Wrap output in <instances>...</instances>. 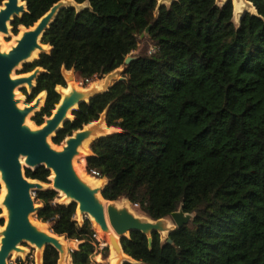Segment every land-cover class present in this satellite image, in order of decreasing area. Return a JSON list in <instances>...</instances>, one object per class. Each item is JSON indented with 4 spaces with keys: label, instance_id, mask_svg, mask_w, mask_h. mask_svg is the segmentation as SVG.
I'll list each match as a JSON object with an SVG mask.
<instances>
[{
    "label": "trees",
    "instance_id": "trees-1",
    "mask_svg": "<svg viewBox=\"0 0 264 264\" xmlns=\"http://www.w3.org/2000/svg\"><path fill=\"white\" fill-rule=\"evenodd\" d=\"M22 1L27 12L12 21L14 33L61 0ZM70 1L88 7L61 8L41 38L50 53L24 64L23 73L43 69L30 93L22 89L26 102L46 93L31 122L51 116L56 87L66 86L63 70L91 81L124 66L125 79L81 102L52 142L107 111V127L120 131L93 140L86 158V169L107 180L102 198L125 199L152 221L180 208L193 216L163 242L157 232L151 244L131 232L121 238L123 253L139 264H264V0H248L256 13L245 12L238 24L231 0ZM142 34L155 54L125 65ZM24 175L48 183L50 171L26 168ZM55 198L52 189L35 192L37 220L79 242L71 264H92L98 243L89 220L79 226L76 204ZM100 251L107 257L108 247ZM58 260L47 246L42 264Z\"/></svg>",
    "mask_w": 264,
    "mask_h": 264
},
{
    "label": "water",
    "instance_id": "water-1",
    "mask_svg": "<svg viewBox=\"0 0 264 264\" xmlns=\"http://www.w3.org/2000/svg\"><path fill=\"white\" fill-rule=\"evenodd\" d=\"M21 10L22 8L17 5V0H8L5 9L0 12V30H6L5 23L12 12ZM21 16H14L13 18H20ZM52 21L47 26L42 25L41 28L27 33L17 47L8 55H0V168L4 172L5 183L10 189L7 204L12 211L9 229L13 230L12 237L3 249L1 259L4 258L15 243L21 242L24 239L39 240L37 237L32 234L29 235L26 232L29 231L26 220L27 215L32 212L35 199L30 192L29 179L22 173L19 163V157L21 155L27 156V163L34 166V168L27 169H36L43 166L49 171L53 170L56 175L54 186L59 189L71 190L75 196L82 200L83 208L86 211H93L95 205L91 192L86 190L70 171V157L73 155L75 143L70 141L60 152H56L46 144V139L55 136L63 127L64 123L68 121L64 120L60 123L62 112L48 120L46 126L40 130L28 132L22 128V119L30 109L28 108L24 111L17 110L11 96V91L16 85L27 82L28 80H11L9 77L10 71L18 62L27 56L28 52L34 46L35 38L38 34L41 35V42L43 33ZM147 33L148 28L145 31V34ZM132 60L133 58L127 57L124 64L128 65ZM81 102L78 103L77 108ZM107 217L109 226L112 229L109 242L116 252H121L122 254L124 253L121 246V238H128L133 231H139L146 236L148 233L152 234L153 232H157L158 228H162V220H164L152 221L154 223L143 222L138 220L127 209L117 210L109 206H107ZM170 217L175 224V229L182 228L193 219L192 215L184 213L181 208L171 213ZM148 242L151 244V237H148ZM47 246L52 245L47 244L45 248ZM102 247H107V245H102Z\"/></svg>",
    "mask_w": 264,
    "mask_h": 264
},
{
    "label": "bare ground",
    "instance_id": "bare-ground-1",
    "mask_svg": "<svg viewBox=\"0 0 264 264\" xmlns=\"http://www.w3.org/2000/svg\"><path fill=\"white\" fill-rule=\"evenodd\" d=\"M70 1V0H69ZM8 3V0H4L0 6V12L5 9L6 4ZM62 1L58 2L55 4L52 9H50L49 12H47L42 18H40L36 23L33 24V26L29 28L25 27H20V34L14 38V43L9 44V50H6L3 46L2 41L0 40V55H8L11 51H13L19 42L24 38V36L31 32L35 31L38 28H41L42 25L47 26L52 20L55 14L57 13V6L61 4ZM17 5L22 8L21 11H14L10 15L9 19L5 23L6 30L1 31V35H6L9 32V22L12 20L14 16H21L24 12H26V7L25 3L21 0H17ZM242 8H245V5L243 1L239 0H234L233 1V9L235 12H240ZM250 11L252 14H255V9L253 6L250 5ZM40 34H38L35 38V44L31 48V50L28 52L27 56L18 62L10 71L9 77L11 80H19V79H24L28 80L27 82H23L21 84L16 85L12 91H11V96L12 100L14 101V106L17 110L19 111H24L26 109H30L29 112L23 117L22 119V128H24L28 132H36L46 126V122L53 118L55 115L60 114L62 112V118L61 121L64 120H73L72 116V111L77 109V105L81 101H88L89 95H85L83 98L80 100L78 99H72V96L76 94V92H82L79 87H76L74 84L73 78L70 79L67 83V87L64 89L62 87H59L57 89V92L60 95V101L58 104L55 106L54 110L52 111V114L50 117H47L45 119V122L41 126H35L30 124V119L34 115V113L40 110V108L44 104V96L41 95L38 98L34 100V102L21 106L20 103L22 102V98L18 97V93L16 92L20 88L26 87L29 91L35 86V78L40 72H43V69L41 68H36L34 71L28 74H23L19 76H15L13 78V70L19 66L21 63L25 62H31L34 61L35 59L38 58V56L42 53H45L49 50L48 45H43L40 42ZM51 48V47H50ZM98 88V85L96 84H91L90 89L84 90V93H89L91 92L92 89ZM96 122H92L90 124H87L83 126L81 130H78L74 132V135L81 131H86L88 130L92 125H94ZM110 128H108L106 125L102 124V131L103 132H108ZM95 137V135H90L83 139L79 144H75L74 146V152L71 157H70V171L72 175L77 179V181L89 192H91V196L94 200V208L93 211H86L83 208L82 200L75 196L71 190H64V189H59L54 186V182L56 179L55 172L52 170L51 175L49 176L50 181L52 182V185L54 186V190L58 192L59 197H60V202L61 204L67 205L70 202L74 201L76 203V211L75 213L77 214V218L80 219L83 215H85L92 223V228L97 230L99 233V239L102 240V245H107V247L110 249V264H118V263H123L125 261H128L130 259L127 257L125 254H122L121 252H116L113 247L111 246L109 242V236L112 233V229L109 226L108 222V217H107V206L109 207H114L117 210L121 209H127L126 206V201H121V203L112 202V201H106L102 198L101 196V191L103 188L104 181L96 179L95 177H92L91 175L88 176H83V174L78 170V168L75 165V160L82 158L85 154L90 155V149H89V144L91 140ZM52 138V137H51ZM48 137L46 139V144L55 150L56 152L62 151L68 143L71 141L72 137L66 138L61 144L60 148L58 147H53L52 145L49 144V139ZM19 163L21 166H26L27 168H34V166H31L27 163V156L21 155L19 157ZM92 177V178H90ZM5 175L2 169L0 168V184H1V193H0V210H3V213H1L2 218L4 219V224L0 227V264H6V260L8 257L12 256V259H16L18 256H21L20 254V247L19 244L20 242L15 243L12 248L7 252V254L4 256L3 259L2 257V252L5 246L7 245L9 239L13 235V230L9 229L10 228V223H11V218H12V211L10 207L8 206L7 202L9 199L10 195V189L9 186L5 183ZM29 185H36L37 187H43V183L35 181V180H28ZM36 210L35 204H33V210L27 215V226L29 228V231H26L27 234H32L33 236L37 237L39 240H34V239H27L28 242H30L36 249L38 257H40V254L45 248L47 244H51L54 246L57 251L60 252L61 256V261H63L65 264L67 263L66 260L68 259L67 255V249L69 246L75 248L76 244L75 241H71L70 243L62 237V236H57L53 234L50 230L46 229V227L42 224L39 223L38 221L32 220V216L34 215V211ZM136 218L140 221L143 222H152L148 220L145 217L142 216H136ZM163 221V220H162ZM154 223V222H152ZM96 235V233H95ZM97 237V235H96ZM26 239L22 240L21 242L25 241ZM105 242L106 244H104ZM63 263V264H64Z\"/></svg>",
    "mask_w": 264,
    "mask_h": 264
},
{
    "label": "rangeland",
    "instance_id": "rangeland-1",
    "mask_svg": "<svg viewBox=\"0 0 264 264\" xmlns=\"http://www.w3.org/2000/svg\"><path fill=\"white\" fill-rule=\"evenodd\" d=\"M61 1H62V3L59 4V6H57V8H56L57 13H58V11L61 8L69 7V6L74 7L77 11L88 7V3L87 2H85L84 4L79 5V4H76L75 2L69 1V0H61ZM169 1L170 0H158V3L159 4L168 5ZM225 1L226 0H216V2L218 4H222ZM231 1H232V5H233V1L234 0H231ZM239 1H243L244 5H245V8H242V10L240 12H238V13L235 12L234 9H233L235 24H238V21H239L240 17L245 12L251 13L250 5L252 6V4L248 0H239ZM2 2H0V6H1ZM56 14H55V16H56ZM12 19L14 20V18H12ZM13 20H11L9 22V32H8V34L0 35L1 38H2V43H3V45H5L4 47H6L5 49H7V50L9 49V44H11L12 41H13L14 35L16 36L17 33L18 34L20 33V27L17 28V33L13 32V28L11 26V23H12ZM50 51L48 53H50ZM48 53H46V54H48ZM140 54H147V55L155 54V47L147 39L145 34L143 36H140V39L138 41V45H137L136 50L132 51L127 57H130V58L134 59L135 57H137ZM23 68H24V63H21L19 66H17L13 70V74L15 76L23 75L24 74L23 73ZM124 71H125V67L121 66L120 68L116 69L115 71H113L111 73L97 76L93 80L87 81V82L84 81L83 79L79 78L77 76V74L73 70H71V71L63 70L62 74H63V77H64V80H65L66 84L68 83V81H70L71 78H73L74 84L76 85V87H79V89L82 92H76V94L72 96V99L80 100L85 95H89L90 97H93L94 95H96L98 93H102V92L106 91L109 87H111L114 83L125 79ZM91 84L98 85V88L92 89L91 92H89V93H87V92L84 93L83 92L84 90L90 89V85ZM22 89L25 91V93H30L32 89L29 91L28 89H26L24 87V88H20V89L17 90L18 97L23 99L22 102L20 103V105L24 106V105H27L28 103L26 102V96H25L24 92H22ZM106 116H107V111L103 112L100 115L99 119L97 121H95L96 123L94 125H92L85 132L81 131V132L77 133L76 135H74V133H73L72 136H70V137H72L71 141H73L75 144H79L86 137H88L90 135H95V137L91 140V142H90V144L88 146L89 149H90V153H91L90 145H91L93 140H95L97 138H100L102 136H107V135H110V134L114 133V130L111 129V128L108 130V132H103L101 130L102 129V124L106 125ZM32 117H31V119H32ZM44 122H45V119H44ZM30 123L32 125H35L31 121H30ZM48 142L53 147L60 148V145L57 146V145L53 144L52 138L49 139ZM90 155L85 154L82 158H79V159L75 160V165L78 168V170H80V172L83 174V176H85V175L88 176V174L91 175V173L86 169V158L88 156H90ZM26 168H27L26 166H21L22 173L25 172ZM50 175H51V171H50ZM92 177H90V178H92ZM43 185H44L43 187H37L36 185H30V192H31V195H32L33 198L35 197V192L38 191V190H45V189H52L53 190L54 189V186L52 185V182L50 181L49 177H48V183H43ZM0 191H1V184H0ZM55 192H56V198L53 200V204H61L59 194H58L57 191H55ZM121 201H126L127 210L132 215H134V216H142V217H145L148 220L152 221L144 213H142L139 210V207L137 205H132L130 202H128L125 199L118 200L117 203H121ZM34 204L36 206V210L34 211V215L32 216V220L38 221L37 220V213L42 208V204H39L36 200H34ZM61 205H64V204H61ZM1 213H3V210H1ZM85 218L88 219L85 215H83L80 219H78L77 218V214L75 213V221L77 222V224L79 226H82ZM38 222L42 223L40 221H38ZM89 222L91 224L92 231L94 232V234L96 233V235H97V237L95 235V238H96V241L98 243L97 247H96V250H95V252H94V254H93L92 258H91V262H92V264H110V249L108 248L107 257H104L103 254L100 251L101 248H102V240L99 239V233L97 232V230L92 228V223H91L90 220H89ZM42 224L46 227V229L51 231V227H52V224H53L52 221H47V222L42 223ZM173 230H175V224L172 221L171 217H167V218H165L162 221V228H158L157 233L159 234L160 239L163 242V241H165L168 238L169 233L171 231H173ZM147 236L150 237L151 233H148ZM62 237L67 241V243L68 242L70 243L71 241H74V240L67 239L65 236H62ZM103 243L106 244L105 242H103ZM75 244H76L75 248L69 246V248L67 249L68 259L66 260V262H67L66 264H71L70 253L72 251L76 250V247H78L79 243L77 244V242L75 241ZM19 247L21 249L20 250V253H21L20 255L21 256H18L16 259H12V256L8 257L7 260H6V264H42L44 248H43V250H42V252L40 254V257H38L35 247L30 242H28L27 240H25L23 242H20ZM58 253H59L58 264H63L64 262L61 261L60 252L58 251ZM125 263H128V264H139L138 262H136V261H134L132 259H128V261H125L123 263L121 262V263H118V264H125Z\"/></svg>",
    "mask_w": 264,
    "mask_h": 264
},
{
    "label": "flooded vegetation",
    "instance_id": "flooded-vegetation-1",
    "mask_svg": "<svg viewBox=\"0 0 264 264\" xmlns=\"http://www.w3.org/2000/svg\"><path fill=\"white\" fill-rule=\"evenodd\" d=\"M19 27H24V26H19ZM25 28H26V27H25ZM19 34H20V33H19ZM19 34L17 33L16 36L14 35V38H16ZM0 35H1V34H0ZM14 38H13V40H14ZM0 40L2 41L1 36H0ZM11 44L15 45L14 41H12ZM3 46H5V45H3ZM49 47H50V46H49ZM4 48H6V47H4ZM6 50H7V49H6ZM8 50H9V49H8ZM38 57H39V56H38ZM34 70H35V69H34ZM34 70H33V71H34ZM31 72H32V71H31ZM31 72H28V73H31ZM28 73H24V74H28ZM14 77H15V75H13V78H14ZM59 87H61V86H57V87H56V91H57V89H58ZM66 87H67V84H66L65 87H62V88L65 89ZM25 88H26V87H25ZM26 89H27V88H26ZM16 92H17V91H16ZM41 95H43L44 98L46 97V93H45V92H41V93H39V94L35 97V99L38 98V97L41 96ZM35 99H34V100H35ZM34 100H33L32 102H34ZM44 101H45V100H44ZM32 102H31V103H32ZM28 104H30V103H28ZM28 104H27V105H28ZM30 121H31V119H30ZM30 124H31V123H30ZM31 125H32V124H31ZM35 126H36V125H35ZM40 126H41V125H40ZM80 160H81V159H80ZM0 193H1V192H0Z\"/></svg>",
    "mask_w": 264,
    "mask_h": 264
},
{
    "label": "crops",
    "instance_id": "crops-1",
    "mask_svg": "<svg viewBox=\"0 0 264 264\" xmlns=\"http://www.w3.org/2000/svg\"><path fill=\"white\" fill-rule=\"evenodd\" d=\"M49 46V45H48ZM51 50V48L49 47V51ZM49 51H47V52H45V53H48ZM111 129H113L114 130V133H116V132H119L120 130L118 129V128H116V127H111ZM96 179H99V180H103L104 181V184H103V187L107 184V180L105 179V178H96ZM103 189V188H102ZM77 242V241H76ZM79 242H77V244H78ZM76 249H77V247H76Z\"/></svg>",
    "mask_w": 264,
    "mask_h": 264
},
{
    "label": "built area",
    "instance_id": "built-area-1",
    "mask_svg": "<svg viewBox=\"0 0 264 264\" xmlns=\"http://www.w3.org/2000/svg\"><path fill=\"white\" fill-rule=\"evenodd\" d=\"M88 80H86V82H87ZM90 173H91V175L93 176V177H95V178H100V175H99V173L97 172V171H95V170H91L90 171ZM103 248V247H102Z\"/></svg>",
    "mask_w": 264,
    "mask_h": 264
}]
</instances>
